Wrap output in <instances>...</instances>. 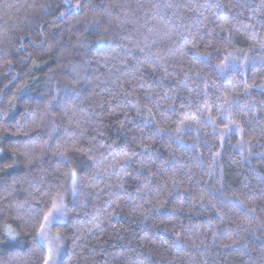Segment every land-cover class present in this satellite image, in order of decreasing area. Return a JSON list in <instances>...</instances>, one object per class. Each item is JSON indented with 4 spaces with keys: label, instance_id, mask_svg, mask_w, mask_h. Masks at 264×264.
Here are the masks:
<instances>
[{
    "label": "clouds",
    "instance_id": "obj_1",
    "mask_svg": "<svg viewBox=\"0 0 264 264\" xmlns=\"http://www.w3.org/2000/svg\"><path fill=\"white\" fill-rule=\"evenodd\" d=\"M0 264H264V0H0Z\"/></svg>",
    "mask_w": 264,
    "mask_h": 264
}]
</instances>
